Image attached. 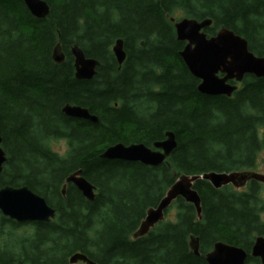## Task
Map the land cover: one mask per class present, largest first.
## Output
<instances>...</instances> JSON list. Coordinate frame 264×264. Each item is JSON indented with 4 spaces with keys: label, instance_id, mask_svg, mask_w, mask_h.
Listing matches in <instances>:
<instances>
[{
    "label": "trees",
    "instance_id": "16d2710c",
    "mask_svg": "<svg viewBox=\"0 0 264 264\" xmlns=\"http://www.w3.org/2000/svg\"><path fill=\"white\" fill-rule=\"evenodd\" d=\"M49 13L37 19L22 0H0V136L5 163L0 189L27 187L55 211L45 223L20 225L0 213V264H69L76 253L95 264H206L216 242L243 249L245 264L255 238L264 236L263 186L215 189L198 180L201 219L182 198L170 206L175 219L133 239L181 175L248 172L264 149V77L244 76L226 96L197 91L179 53L174 15L209 20L244 38L264 57V0H43ZM177 21V20H176ZM123 43L119 66L112 47ZM60 43L64 61L52 60ZM99 65L91 80L74 76L72 45ZM86 109L96 122L65 116V105ZM174 133L177 147L157 167L101 155L116 144L151 148ZM62 140L60 157L51 141ZM80 171L95 189L82 197L65 179ZM166 217V215H165ZM8 230L7 232L4 230ZM199 241V257L189 240ZM20 240V241H19ZM19 241V242H17ZM82 264V263H77Z\"/></svg>",
    "mask_w": 264,
    "mask_h": 264
},
{
    "label": "water",
    "instance_id": "95a60500",
    "mask_svg": "<svg viewBox=\"0 0 264 264\" xmlns=\"http://www.w3.org/2000/svg\"><path fill=\"white\" fill-rule=\"evenodd\" d=\"M25 8L30 14L37 18H45L49 13L48 4L43 0H22ZM209 20L196 21L193 19H182L174 22L176 39L184 42L185 46L179 53L190 75L200 83L197 91L206 96H226L230 97L237 87L231 85V81L240 83L244 76L253 75L256 78L264 77V57L251 54L247 48L244 38L235 35L232 31L220 28L214 37H207L203 30L209 27ZM112 52L117 65H121L125 60L123 53V43L116 40L112 47ZM73 57L74 76L77 80H91L95 75V69L99 63L91 58H87L82 49L73 45L70 49ZM52 60L60 64L64 61V54L60 43L54 46ZM62 113L70 118L96 122L95 116H91L86 109L65 105ZM174 133L166 132L164 140L154 143L152 149L144 147L143 144H116L109 147L101 155L104 160H120L125 162L140 163L147 167H157L163 163L176 149L177 143ZM1 143V136H0ZM1 145V144H0ZM5 154L0 147V172L5 162ZM80 171L71 174L65 179L66 184H72L80 192L83 198L91 202L94 200V187L84 178L79 177ZM207 181L215 189H220L228 185L234 187L245 186L250 180L264 183V175L256 173L234 172L205 173L200 176L178 177L171 185L164 198L159 201L156 208L147 210L146 215L134 232L133 238L146 236L150 229L164 220V210L177 198H182L186 203L195 209L198 220L201 219L200 198L193 189V184L198 181ZM65 185L62 188V195L65 194ZM44 198L30 192L27 187L12 188L9 186L0 189V213L4 218L13 220L17 224L24 223H45L54 218L55 211L45 204ZM199 241L193 236L189 240V248L192 253L199 257ZM212 250L205 255L206 264H245L247 253L238 247L216 242L212 245ZM249 257L259 259L260 264H264V236L255 238ZM95 264L85 255L75 253L69 264Z\"/></svg>",
    "mask_w": 264,
    "mask_h": 264
},
{
    "label": "rangeland",
    "instance_id": "374dc122",
    "mask_svg": "<svg viewBox=\"0 0 264 264\" xmlns=\"http://www.w3.org/2000/svg\"><path fill=\"white\" fill-rule=\"evenodd\" d=\"M181 14L180 12H177L175 15H174V19L175 20H180L181 18ZM76 45V44H75ZM73 46V45H72ZM51 148H52V151L56 152L58 154V156L60 157H63L65 156V153L68 151L67 149V143L62 141V140H57V141H51ZM154 150V149H152ZM258 161H257V167L255 168V170H252L254 173L258 174V175H264V149L259 153L258 157H257ZM78 172V171H77ZM76 173V172H75ZM74 174V173H73ZM82 176V173H80L79 177ZM65 183V182H64ZM263 186V195H264V183L263 182H260ZM65 184H63L64 186ZM230 187H232V189H235V190H240V189H243L244 186H240V187H234L233 185H228ZM227 187V186H226ZM63 188V187H62ZM66 188V187H65ZM62 190V189H61ZM60 190V191H61ZM66 190V189H65ZM64 190V191H65ZM62 193V191H61ZM38 195V194H37ZM40 196V195H39ZM170 206L164 210V221L166 219H170V220H173L175 219V215L176 213H174L175 211H170ZM2 215V214H1ZM166 215V217H165ZM4 218V217H3ZM7 219V218H6ZM9 220V219H8ZM11 221V220H10ZM17 224V223H16ZM21 226V225H20ZM24 225H22L21 227L17 228V229H14L15 230V233L16 235L20 236V235H27V236H31L33 234L32 231H30L28 229V227H23ZM6 232L8 230L4 229ZM20 241V240H19ZM17 241V242H19Z\"/></svg>",
    "mask_w": 264,
    "mask_h": 264
},
{
    "label": "bare ground",
    "instance_id": "6f19581e",
    "mask_svg": "<svg viewBox=\"0 0 264 264\" xmlns=\"http://www.w3.org/2000/svg\"><path fill=\"white\" fill-rule=\"evenodd\" d=\"M153 152H154V153H157L156 150H153ZM252 172H253V171H248V172H245V171H244V173H252ZM223 173H224V172H223ZM231 173H234V172H231ZM224 174H230V173H224ZM161 200H162V199H161Z\"/></svg>",
    "mask_w": 264,
    "mask_h": 264
}]
</instances>
